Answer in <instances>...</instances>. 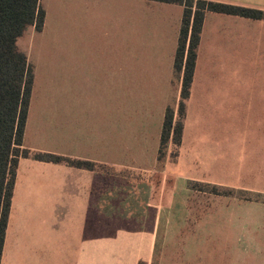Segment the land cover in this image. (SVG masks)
I'll return each instance as SVG.
<instances>
[{
	"label": "crops",
	"instance_id": "0c3cea01",
	"mask_svg": "<svg viewBox=\"0 0 264 264\" xmlns=\"http://www.w3.org/2000/svg\"><path fill=\"white\" fill-rule=\"evenodd\" d=\"M117 1H121V33L115 31L117 13L110 3H95V9L107 10L110 19L105 20L102 36H122V52L98 50L89 42L83 48L81 38L79 48H68L64 39L58 50H40L32 59L27 56L33 81L22 147L93 166L18 158L0 264H151L154 259L156 264H214L209 256L212 245L224 252L219 264H264V202L259 199L232 198L231 204H219L217 210L231 208L219 212V224L204 227L216 240L177 245L169 260L162 251L160 259L156 255L159 216L172 206L177 186L186 180L264 194V79L241 82L240 76L235 83L226 80L251 73L264 77V19L205 12L185 101L181 143L174 148L169 140L160 157L165 109L172 108L176 118L180 100L183 70L175 71L173 62L183 6L152 0ZM209 1L264 11V0ZM44 7L41 30L27 29L33 36H46ZM86 28L81 36H89V30L91 36H99L93 26ZM132 36L145 37L138 41ZM109 58L112 66L121 64V74L98 73L99 64H108ZM150 59L156 68L146 67ZM38 71L57 74V82H37ZM151 79L159 88L154 99L141 89ZM99 88L112 92L126 88L128 96L123 92L120 107L112 93L104 114L96 96L84 95V90L96 94ZM48 89L57 90V95H50ZM192 103L201 111L200 127L194 129L187 124ZM226 120L249 122L245 177L240 166L228 179L211 175V167L218 169L227 151ZM232 145L231 156L237 153L238 143ZM173 149L176 155L172 157ZM232 168L235 171V163ZM227 214L233 218L230 222L224 221ZM109 215L127 220L99 222ZM46 226L55 233L51 236L54 242L61 238L64 249L71 250L63 258H57L52 247L46 251Z\"/></svg>",
	"mask_w": 264,
	"mask_h": 264
},
{
	"label": "rangeland",
	"instance_id": "374dc122",
	"mask_svg": "<svg viewBox=\"0 0 264 264\" xmlns=\"http://www.w3.org/2000/svg\"><path fill=\"white\" fill-rule=\"evenodd\" d=\"M41 2L43 8L46 6V36H39L41 34L33 36L29 29L24 32V34L17 41L18 47L26 54V56L30 55V59H32L33 55H37L40 50H58L61 46V43L64 42V39H66L67 47L70 49L79 48L80 40L83 38L84 41L81 43L82 47L83 44L86 46L89 42L91 47L98 48V50L102 51L111 50L115 55L123 51L124 46L122 36H102L103 30L107 28V22L105 20L110 19L106 13L107 10L95 9V5L97 3H110V9L112 7L115 8V13H117L116 25L114 26L115 31L121 33V15L118 14L121 13V9L119 10L121 1L81 0V2H78L77 0H41ZM91 8H93L92 10L94 12H98V16L93 15L94 13L92 12ZM117 21L120 22L118 23ZM109 25L111 26L110 23ZM87 26L88 29L93 26L94 30L99 36H91L93 34L91 30H89V36H81L83 35L82 30L85 34ZM108 28L110 30L112 29L110 27ZM144 37L145 36H132V38H135L138 41H141ZM116 59L118 58L116 57ZM99 65L98 73L100 75H111L112 73L118 75L122 73L121 64L119 66L117 63H114L112 66L111 58H109L108 64ZM151 65L156 68L155 63L151 59L147 60L146 67L150 69ZM240 76L242 78L241 82H256L264 79L263 75L261 74L251 73L232 75V77H227L226 80H233L229 82L235 83L234 80L239 81ZM36 77L37 82L46 81V85L51 84L53 79L57 82V74H49L47 72L45 73L38 71ZM141 89H143L152 99L159 96V88L152 83V79L148 83H145L144 87ZM48 90L52 91L50 95H57V90ZM96 91L97 93L95 94L92 90H84V95L90 97L96 96L98 104H101V112L104 114L107 113L106 110L108 108V99H111L112 93H114L116 100H120V107H122L123 92H125L126 98L128 96V89L126 88L125 90L114 89L113 92L111 88H99ZM197 107L198 106L193 103L189 104L190 111L187 124L191 129L200 127L199 122L201 119L199 116L201 111L198 110ZM209 122L211 124L214 123L212 120H209ZM224 124L225 131L227 133L225 137L227 151L226 153H223L218 169H212L211 167V175H216L213 178L225 179L234 175V172H239L240 166V170H242L241 173L243 177H245V175L248 174L245 164L249 158V145L246 144V141H250L249 122L243 120H226L224 121ZM235 142L238 143L237 153H233V156H231L228 151L234 147L232 144ZM174 150L175 149H173V152ZM233 163L236 165L235 171L232 168ZM215 192L217 193L215 194ZM174 197L175 199L172 206L164 208L161 215L159 216L158 227L156 229V255L158 259H160L162 251L163 254L167 256L166 260H169L171 252L177 245L183 246L188 242L202 243L205 241L212 242L216 240L215 234L205 231L204 227H210L212 224H219V212H222L226 209L229 210L231 208L230 206H223L217 210L219 204H231V202H234L232 198H242L243 200L259 199L264 202V194L261 193L230 187L228 185H214L188 180H186L183 185L177 186ZM163 201L165 200L163 199ZM210 208H213V211H210ZM206 210L207 212H205ZM204 212L206 214H204ZM229 217L230 216L228 214L224 215V221L226 222L229 220ZM126 218L127 217L123 216L112 217L109 215V217H100L99 222H109L120 219L127 220ZM232 219L233 218L231 217L229 222ZM84 220H89V218H84ZM56 231L59 237L60 232L58 227ZM54 234L55 233L51 231V227L46 226V251L51 250L52 247L53 250L58 252L57 258H63L64 252L67 251L70 253L71 250L64 249V242L61 240V238L54 242L51 239V236H54ZM213 243L216 244L217 242L215 241ZM209 249V256L214 260V264H219L218 260L225 257L223 250L214 247L213 245ZM156 262L157 260L154 259L151 264Z\"/></svg>",
	"mask_w": 264,
	"mask_h": 264
},
{
	"label": "trees",
	"instance_id": "16d2710c",
	"mask_svg": "<svg viewBox=\"0 0 264 264\" xmlns=\"http://www.w3.org/2000/svg\"><path fill=\"white\" fill-rule=\"evenodd\" d=\"M152 1L177 3L183 6L173 62L175 71L183 70L180 100L176 118L172 108L165 109L160 135L159 156L161 157L163 148L169 140L174 148L181 143L185 101L192 81L205 12L264 19V11L209 0ZM44 15L40 0H0V259L18 158L31 156L39 161L65 162L75 167L93 166L88 161L48 152H33L22 147L33 71L26 54L18 47L17 41L29 27H34L36 31L41 30ZM171 155L172 157L176 155L175 150Z\"/></svg>",
	"mask_w": 264,
	"mask_h": 264
}]
</instances>
